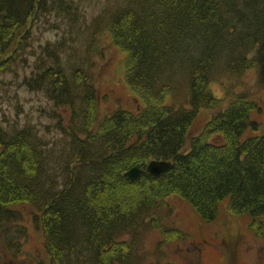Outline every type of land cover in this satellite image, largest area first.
Listing matches in <instances>:
<instances>
[{"label": "trees", "instance_id": "1", "mask_svg": "<svg viewBox=\"0 0 264 264\" xmlns=\"http://www.w3.org/2000/svg\"><path fill=\"white\" fill-rule=\"evenodd\" d=\"M75 8V0H0V71L18 61L47 14L73 25ZM101 18L129 52L126 80L145 105L138 113L117 109L96 127L91 76L64 63L57 43L43 45L33 62L38 77L25 83L70 110L66 122L60 114L68 139L56 150L35 125L0 122L1 242L18 250L26 230L16 228L23 214L15 207L28 204L52 264H140L146 229L159 228L169 240L186 237L157 218L171 194L206 221L227 198L230 210L249 214L262 235L264 134L243 139L259 128L252 113L260 107L246 93L222 107L210 84L255 68L264 86V0H114ZM202 108L217 111L190 135ZM151 159L172 166L135 181L124 175Z\"/></svg>", "mask_w": 264, "mask_h": 264}, {"label": "rangeland", "instance_id": "2", "mask_svg": "<svg viewBox=\"0 0 264 264\" xmlns=\"http://www.w3.org/2000/svg\"><path fill=\"white\" fill-rule=\"evenodd\" d=\"M113 1L75 0L78 5L75 24L52 13L47 14L44 24L34 26L31 44L22 50L11 69L0 71L1 123L35 125L52 149H60L65 144L68 138L60 127V114L66 122L71 116L70 110L55 106L44 91L32 90L25 83L26 78L38 77V72L33 73V62L41 47L49 46V43L50 47L58 44L64 63L70 60L68 64L83 67L91 76L97 93L93 116L96 127L117 109L138 113L144 107V101L126 80L129 52L114 43L107 22L101 18ZM22 56L27 60L24 61ZM210 88L223 98L222 107H226L234 95L248 94L260 107L252 113L259 128L247 129L243 139L264 134V86L258 82L255 68L241 76L215 80ZM216 111L202 108L190 127V135L200 133ZM215 138L216 142L220 141L218 136ZM15 208L23 214L21 221H15L16 228L20 223L26 234L17 239L18 250L0 240V264H52L44 233L33 222L34 210L28 204H19ZM157 218L163 224L183 230L186 237L169 240L159 228L146 229L136 252L140 264H264V233L260 235L252 229L249 214L232 212L227 198L219 202L215 217L206 221L186 199L171 194L159 204ZM262 219L264 222V217ZM14 231L10 236L16 235ZM124 238L129 239L128 236Z\"/></svg>", "mask_w": 264, "mask_h": 264}, {"label": "water", "instance_id": "3", "mask_svg": "<svg viewBox=\"0 0 264 264\" xmlns=\"http://www.w3.org/2000/svg\"><path fill=\"white\" fill-rule=\"evenodd\" d=\"M172 166L171 160H165V159H151L145 166V168L142 167V165L136 164L126 170L124 172V175L131 181L137 180L143 173H149L153 176H158L161 173H163L165 170L169 169Z\"/></svg>", "mask_w": 264, "mask_h": 264}]
</instances>
